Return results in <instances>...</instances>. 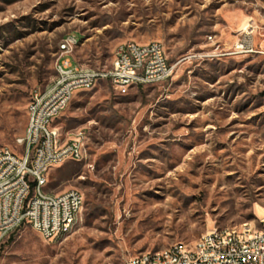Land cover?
<instances>
[{"label":"rangeland","instance_id":"rangeland-1","mask_svg":"<svg viewBox=\"0 0 264 264\" xmlns=\"http://www.w3.org/2000/svg\"><path fill=\"white\" fill-rule=\"evenodd\" d=\"M111 67L124 41L157 40L175 66L162 82L76 89L53 121L84 129L85 156L48 172L46 190L79 189L71 231L46 240L28 223L0 264H124L264 216V0H0V147L23 150L31 91L55 76L59 42ZM249 49L234 52L237 41Z\"/></svg>","mask_w":264,"mask_h":264},{"label":"built area","instance_id":"built-area-1","mask_svg":"<svg viewBox=\"0 0 264 264\" xmlns=\"http://www.w3.org/2000/svg\"><path fill=\"white\" fill-rule=\"evenodd\" d=\"M75 36L65 35L59 42L54 69H64L63 83H52L30 94L27 126L18 142L23 150L14 152L0 147V249L11 234L28 223L43 239L54 240V230L66 226L67 234L75 225L84 195L70 188L59 193L46 190L49 170L66 160L85 156L84 129L63 137L53 121L68 106L76 89L90 90L105 78L116 88L154 84L167 80L174 68L160 41L150 40L145 47L120 44L109 69L87 70L75 62ZM243 40L234 44V52L247 51ZM78 65V73H71ZM125 264H264V216L256 227L242 222L241 227L210 229L195 241L175 242L160 250L132 255Z\"/></svg>","mask_w":264,"mask_h":264},{"label":"bare ground","instance_id":"bare-ground-1","mask_svg":"<svg viewBox=\"0 0 264 264\" xmlns=\"http://www.w3.org/2000/svg\"><path fill=\"white\" fill-rule=\"evenodd\" d=\"M67 35H73V34H67ZM131 44L133 47H145L147 46V42H137V41H131ZM123 42L119 43L116 47L114 52H118L120 48V44ZM75 44H78V38L75 36ZM87 70H93L87 68ZM71 73H78V65H71ZM64 81V69H56L55 70V76H54V83H63ZM71 99H69L70 101ZM28 105H30V100L28 102ZM30 124V114H27V125L25 130H27V126ZM82 207V206H81ZM228 227H241V224L239 226H228ZM214 229H222V227H214ZM62 233H66V226H58V229L54 230V238L58 237ZM125 264V263H124Z\"/></svg>","mask_w":264,"mask_h":264}]
</instances>
